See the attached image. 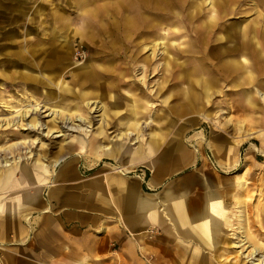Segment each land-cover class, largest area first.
<instances>
[{
  "label": "rangeland",
  "instance_id": "rangeland-1",
  "mask_svg": "<svg viewBox=\"0 0 264 264\" xmlns=\"http://www.w3.org/2000/svg\"><path fill=\"white\" fill-rule=\"evenodd\" d=\"M124 1L125 4L122 5L120 0H0V43L9 41V35H13L14 40L40 36L42 37L40 41L46 42L45 34L44 37L40 34V28L48 32L57 31L58 34L61 30L73 31L70 35L74 34L75 39L69 56L59 61L57 59L55 61L53 57H47V62L43 63L41 68L44 72H40L52 73L62 71L68 65L88 64L91 70L82 71L78 81L87 78L91 85L82 89L80 93L91 90L95 93L83 101L76 100L84 106L88 100H92L98 106L96 109L91 106L92 108L88 110L89 114L83 110L79 112L81 116H93L90 131L86 136L73 131L64 132V135L58 136L61 133L53 132L58 131L52 122L54 115H50V112L48 114V111L31 113L25 121H29L34 115L39 117L43 125L53 128L48 132L47 129L43 130L42 140L31 146V153H28L26 157L27 154H24L23 148L19 149V144L10 143L32 140L38 137L39 131L19 130L14 134L15 130L4 129L6 127L4 122H8L14 115H19L22 108L29 103L39 108L53 106L55 109L63 108L66 104L59 100L56 86L44 89L43 87L46 86L39 82L43 86L39 87V91H42L41 96L39 92L33 97L28 93L37 90L36 85L26 86L18 80L8 84L0 82V122H3L0 123V148H2L0 154L2 157L11 155L10 160H13L15 169L20 168V164L24 163L32 172L48 170L46 174L49 179H52L57 166L67 159L78 160L84 167L100 160L101 162L106 160L115 166L129 164L126 161L127 155L118 157L111 154L116 143L121 140L131 147L138 144L144 146L153 132L168 131L170 141L186 143L199 157V161H205L206 165H211L214 164L212 151L209 148L211 136L214 133L221 134L225 137L224 141L232 145L235 153L241 158L230 171L238 176L241 173V178L246 183L245 189H239L238 194L236 193L233 197L229 196L228 201L232 202V205L227 207L224 204V209L220 212L222 225L217 226V234L221 233L219 234L221 241L213 243L208 248V264H251L249 260L239 256L236 248L228 247L227 244L230 245L233 240L231 234L239 225L237 216L240 217V215L241 226L246 230L248 237L264 242V228L260 226V217H256L259 207L264 205V195L260 194L264 193L262 192L264 179L260 178L261 173L264 174V144L262 143L264 135V0ZM93 14L97 16L96 22L88 18ZM125 16H132V20L138 24L133 29H129L123 22ZM77 28L79 31L80 29L95 30L93 35H96L98 41L104 39V35L105 39L109 36L112 38L110 40H113V47L109 43L104 46L100 43L98 46L92 38L86 36L85 48H81V38ZM105 29L110 35L104 33ZM26 30L33 33L24 37L22 32ZM38 40H32V45L40 43ZM183 48L185 51L179 52L184 50ZM13 50H16L14 44ZM131 54L132 59H129ZM86 56L89 59L85 60ZM103 57L105 60L102 61ZM1 60L4 61V59ZM167 61L169 64L164 70ZM98 62L104 64L107 70L95 67L94 65H98ZM185 62L186 68L180 70L179 65ZM11 66L13 67V64ZM18 68H20L19 65ZM200 69L205 73H199ZM95 70L102 73V76L106 74L105 79H100L105 82L101 83L111 85L104 87L103 90L101 87H94L93 84L97 81L93 78ZM196 70V75H191L193 80L189 88L185 87L187 81H179L176 78L179 74L194 73ZM32 74L33 72L30 75L34 76ZM167 74L168 81L165 80ZM72 78L78 82L76 77L68 75L63 85H68L76 91L79 84L70 81ZM3 79L12 82L16 78L10 75ZM202 82L205 87L201 85ZM28 83L32 82L28 81ZM21 86L26 97L21 95ZM145 86L148 87L145 88ZM45 91L50 94L47 98ZM76 92L77 95L80 94ZM114 94H117L121 100L123 96L134 100V102L122 101L120 107L123 109L115 114V122L136 120L142 125L140 140L133 141V136L128 138L125 134L120 137V140L117 139L120 132L135 133L130 129L125 130L121 125L109 124L105 127L107 123L112 122L109 112L113 109V105L112 99L109 98ZM133 104L143 111L142 116L138 119H129L126 113L122 116L121 113L128 112L130 108H133ZM146 107L148 110H145ZM59 116L55 119L57 123L61 120ZM150 119L152 122L145 124ZM20 124L25 126L24 123L20 122ZM101 130L105 131L104 141L98 134ZM250 131L257 132L248 138L238 139L239 134L243 135ZM91 136L99 137V142L102 141L101 143L108 145L110 149L104 151L102 155L98 152L85 151L77 154V151L67 147L71 140L84 137L86 139ZM226 142H223L224 146ZM247 150L252 151V155L259 152L263 155L256 156V159L251 156L247 161L243 158ZM19 156H24L23 160H17ZM60 156L63 158L62 161L51 168L52 161ZM36 158L46 165L38 163L40 167L36 168L37 164L34 163ZM251 160H254L255 165L251 163ZM136 167L129 166L128 170L121 171L129 172ZM16 171L19 173V169ZM255 174L259 177L254 180L251 176Z\"/></svg>",
  "mask_w": 264,
  "mask_h": 264
},
{
  "label": "crops",
  "instance_id": "crops-1",
  "mask_svg": "<svg viewBox=\"0 0 264 264\" xmlns=\"http://www.w3.org/2000/svg\"><path fill=\"white\" fill-rule=\"evenodd\" d=\"M26 32L33 33L26 30L22 35ZM46 33L40 28L47 42ZM8 37L9 41L0 43V69L6 70L12 65L7 60V51L13 52L11 42L16 41L14 46L20 49L23 39ZM17 80L0 77L3 84ZM31 82L19 81L34 86ZM41 86L37 87L40 96ZM256 132L239 134L238 139ZM151 135L158 138L155 148L150 154L146 151L144 164L129 172L121 171L129 169L127 164L100 160L84 167L78 160L67 159L57 166L52 179L44 171L31 173L29 168L30 174L39 177L32 186L17 168L19 173L15 169L3 187L5 171H1L0 264H208V248L221 236L214 233L208 239L204 234L200 239L193 228L208 222V207L215 209V224L222 225L220 212L224 204L232 205L229 196L245 189L242 174L230 171L241 158L221 134L211 136V165L199 161L186 143L170 141L168 131ZM258 155L263 154L247 150L243 158L248 161ZM251 163L255 165L254 160ZM260 178L264 179L263 172Z\"/></svg>",
  "mask_w": 264,
  "mask_h": 264
},
{
  "label": "bare ground",
  "instance_id": "bare-ground-1",
  "mask_svg": "<svg viewBox=\"0 0 264 264\" xmlns=\"http://www.w3.org/2000/svg\"><path fill=\"white\" fill-rule=\"evenodd\" d=\"M120 1H121L120 4H122V5H123V3L125 4L124 0H120ZM88 18H91L93 22H96V20H97V16L95 14L91 15V17H88ZM123 22L126 24V26L129 29L130 28L133 29L138 24V22H135L134 20H132V16H125V19ZM78 31H79V29H78ZM103 31L105 34L107 33L106 35H110L106 31V29ZM70 32H73V31H69V30L64 31L63 30V31H60L59 34L57 31L56 32H53V31L48 32L47 31L46 35L49 36V39L47 40V42L49 43V41H52V40H54L55 42L53 41L52 43L46 44V45L41 44V43H38V44L36 43L33 46L32 40H34V41H35V39L37 40V38L35 36L32 37V39H31V37L23 39L21 41L22 45L21 44L19 45L21 47L20 49L13 50V46H12L13 52L7 51V53L10 55L7 60L10 61L9 64L10 63L13 64V67L11 66L12 68L10 70H3V71L0 70V77H3V78L6 76L12 75V77H14V78L18 79L20 82H24V83H28V81L33 80L36 87L41 85L40 83H42L44 86L49 87V88L52 86H56L57 87V90H56L57 96L59 97V100L63 103L65 102V104H66V105H64L63 108L61 107L60 109H55V107H53V106L52 107L42 106L39 108L38 106H34V105H31L29 103V104H26L25 107L22 108V112H20L19 115H14V116H12V118L8 122H6V121L4 122V123H6V127L4 129L11 128V129L15 130L14 134L18 133L19 130H27L28 132L39 131L38 137H35L32 140L26 139V140H24V142H21V140H20L17 142L10 143V144H15V145L19 144V146H20L19 149L21 150L23 148L24 154L25 153L27 154L26 157H28V153L29 154L31 153V151H30L31 146L34 143H38L39 141L42 140V136H44L43 130L47 129V132H48V131L52 130V128H53V127H48L46 125H43V123L40 121L39 117H36L34 115L30 118L29 121H25L27 118H29L31 116V113H33L34 111H36L37 114L39 112L43 113V112L48 111V114L50 112V115L55 116V118L53 117L52 122L58 131H53V132L61 133L58 136L64 135L63 133L64 132L66 133L68 131L81 133L84 136H86L88 134V131H90L89 127L93 121L92 120L93 116L92 115L81 116L79 114V112H80V110H83V111L87 112V114H89L88 110L91 106L94 109H96L98 106L92 100L91 101L88 100L86 102L85 106L81 105L76 100V99H78L79 102L83 101L84 99H87L90 96H93L94 95L93 93H95L94 90H91L90 92L85 91L83 93H80V91L82 89L91 85V82L87 78L84 79L83 81L82 80L78 81L80 75H82L81 74L82 71L88 72L89 70H91L90 66L86 63H83L82 65H73V66L68 65V66L64 67L62 71H58V72L57 71H54L52 73H49V72L48 73L47 72L41 73L40 72V71H42V69H41L43 66L42 64L47 62L46 61L47 57H53L54 60L57 59L59 61V59L67 58L69 56L70 50L73 47L72 42L75 39L73 37L74 34L70 35ZM93 33L95 34V30L80 29L79 35L81 38V41H80V43L82 45V46H80L81 48H85L84 42L86 40V36L92 38L93 42H96L98 46H100V43L103 46L106 43H109L112 46L113 40L112 41L110 40L112 38H110L109 36L108 37L106 36V39H105V35H104L103 36L104 39H102V40L100 39V41H98V38L96 37V35H93ZM28 35H30V33L26 32L24 37L25 36L27 37ZM44 39H45V37H44ZM14 42L16 43V41H13V42H11V44H14ZM2 46L5 48L6 44H4ZM99 48L102 50L104 49L103 47H99ZM166 48L169 49V47H166ZM183 49L184 50H180L179 52H184L185 48H183ZM132 54L129 56V59H132ZM18 55L20 56L19 59L17 58ZM40 56H42V57H40ZM201 56H203V54H201ZM28 59H32L31 63L28 62ZM87 59H89V58L86 56L85 60H87ZM57 60H55V61H57ZM101 60L103 61V60H105V58L103 57V59H101ZM168 61L164 65V70H166V66H167V64H169ZM98 63H99L98 65H94V66L97 67L98 69H102L104 71L107 70V67H105L104 64H100V62H98ZM18 65L20 66V68H18ZM179 67H180V70H184L186 68V62L184 64H180ZM198 71H199V73L204 72L201 69ZM32 72L34 73V74H32L34 76L30 75ZM42 72H44V71H42ZM196 72H197V70L194 71V73L193 72H186L183 75L179 74L176 76V78L179 79V81H187L188 83H187V85H185V87L189 88L190 87L189 85H190L191 81L193 80V77H191V75H193V74L196 75ZM94 74L95 75H93V78L95 80H97L93 84L94 87H101V90H103L104 87L111 85L108 83L107 84L101 83V82H105L103 80L100 81V79L106 78V74H104L102 76V73L97 72L96 70H95ZM68 75H72V76L76 77V80L78 82L74 81L73 78L70 81L75 82L76 84H79V88H77L76 91H78L80 94L77 95V92L75 90L71 89V87H69L68 85L67 86L63 85L64 84L63 81L66 80L65 79L66 77L68 78ZM195 75H193V76H195ZM168 79H169V76L167 74L165 76V80L168 81ZM201 85L203 87H205V84L203 82L201 83ZM202 86H199V87L202 88ZM147 87L148 86H145V88H147ZM21 89H22V86H21ZM26 89L27 88H25V90ZM23 91L24 90L22 89L21 95L23 97H26V96H24ZM31 93H34V94L32 95ZM31 93L29 92L28 94L33 96V97H35L36 95L39 94V92H37V90H34ZM45 93H46V98L49 97V95H50L49 92L45 91ZM76 95H77V97H76ZM109 99H112L111 104L113 105V109L109 112V114L111 115L112 122L107 123L105 125V127L108 126L109 124L121 125L125 128V130L130 129V130H133L135 133H133L132 131H123L122 133L120 132V135H119V137H117V139L120 140V137L123 134H125L128 136V138H129V136H133L132 137L133 141L140 140V137H139V136H141L140 128L142 129V127H141L142 125L140 123H138L136 120H126V121H122L119 123L115 122V114H118V112L121 111V109H123L120 107L122 101L127 100V101H133L134 102V100L133 99H127L124 96H123V99L121 100L118 98L117 94L110 96ZM139 104H140V102H139ZM98 110H100V109H98ZM145 110H148V108L146 107ZM142 112H143L142 110L137 108L136 104H133V108H130L128 112H124L121 114L123 116V114L126 113L129 117V119H138L139 117L142 116V114H143ZM58 115H60L59 118L61 117V120L59 123H57V121L55 120L56 116H58ZM20 122L24 123L25 126H21ZM151 122H152V120L150 119V120L146 121L145 124H150ZM0 123H3V122H0ZM118 128H119V126H118ZM104 133H105V131H102V130L99 131V133H98L99 136L103 138L102 139L103 141L105 139ZM50 134H52V133H50ZM157 139L158 138L156 137V135H150V137L148 138V141L144 144L146 147L144 149H141L140 144H138L135 147H131L129 144H126L125 142H122L120 140L119 143H116V145H114L115 148L112 149L111 154L114 156L117 155L118 157L127 155L126 161H127V163H129V164H127L128 167L129 166L130 167L131 166H137V165L142 164V163L144 164L148 158V157H146V151H147V154L148 153L150 154L153 151V149L156 146ZM99 140H100L99 137L91 136V137H88L86 139L84 137L83 139L71 140V142H69L67 144L68 145L67 147L71 148L72 151H77V154L85 151V152H98V154L102 155L104 151L109 150L110 148L108 145L102 144L103 143L102 141H101L102 143L99 142ZM7 141H8V138H7ZM7 141H5V143H7ZM1 150H2V148H0V151ZM1 155L2 154H0V169H1L0 172L5 171V173L2 176V182L1 183H3V187H5L7 184V181L10 178V175L15 170V166H14L13 160H10L11 155H9V156L5 155L4 157H2ZM23 158H24V156L23 157L19 156V157H17V160H23ZM62 159L63 158L61 156L58 157L57 159H54L52 161V163L50 164V167L54 168L55 166H57L62 161ZM34 163L37 164L36 168H39L40 166L38 165V163H42V162L38 158H36L34 160ZM42 165L45 166L46 164L42 163ZM19 169L23 175L28 176L30 183H32L31 185L35 186V182L39 181V177L36 176L37 174L36 175L30 174L29 167H27L24 163L20 164ZM31 173H32V171H31ZM46 173H48V170H46L45 174ZM43 180H44V178H43ZM262 192H264L263 189H262ZM260 194L264 195V193H260ZM247 203H249V202H247ZM245 204H246V202H245ZM257 205H256V207H257ZM250 208H251V205H250ZM258 210L259 211L257 212L256 217L257 218L260 217V219H259L261 221L260 226L262 228H264V205L262 207L260 206ZM214 211H215V209H211V207H208L207 214H206L208 218L210 217L208 222L205 225L201 224V226H199L197 228H193L194 229L193 230L194 235H196L197 237H200V239H202L204 237V234L206 236H208V239H210V237H209L210 235H212L214 233L216 234L218 232V227L215 224L216 220L214 219V216H213ZM230 212H232V211H230ZM237 217L239 219V220H237L239 225L236 226L234 231L232 232L231 236H232L233 240L231 241L230 245L227 244V246L231 247V248H236V252L239 253V256H242V258L249 260L251 264H264V242L259 241V240H253L254 238L250 239L248 237V235L246 234L247 232L244 229V227L241 226V219H240L241 215H240V217L239 216H237ZM252 223H254L253 220H252ZM252 225H254V224H252ZM219 234L221 235V233H219ZM220 241H221V239H220ZM220 241H218V242H220ZM207 244L210 245L211 242L208 240ZM235 255H236V253H235Z\"/></svg>",
  "mask_w": 264,
  "mask_h": 264
},
{
  "label": "built area",
  "instance_id": "built-area-1",
  "mask_svg": "<svg viewBox=\"0 0 264 264\" xmlns=\"http://www.w3.org/2000/svg\"><path fill=\"white\" fill-rule=\"evenodd\" d=\"M151 233H153L154 231L153 230H150Z\"/></svg>",
  "mask_w": 264,
  "mask_h": 264
}]
</instances>
